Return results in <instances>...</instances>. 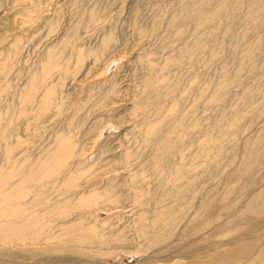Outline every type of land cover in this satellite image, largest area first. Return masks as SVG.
<instances>
[{"label":"rangeland","instance_id":"obj_1","mask_svg":"<svg viewBox=\"0 0 264 264\" xmlns=\"http://www.w3.org/2000/svg\"><path fill=\"white\" fill-rule=\"evenodd\" d=\"M249 1L251 0H242V4L231 14H229L225 18H218L211 25H209L211 29L208 26H204L202 28H198V31L195 30L194 24L196 21L195 19H197L196 15L198 13H196L193 17L191 16L190 18L185 19L184 22L180 24L181 28L179 27V30L183 34H181L182 38H180V40L173 37V32L169 26L172 16L175 12L178 11V6L181 2L180 0H34V2L36 3L35 5L39 8L37 9L40 16L38 18V21L30 24L29 27L28 24H25V26L27 25V28L20 21V9L23 8V6H26V4H28L29 2H27V0H0V57L3 58L16 41H19L18 44L20 46H18L19 48H21L19 49L20 52H17V56L15 55V58L13 57V59L11 60L12 66L8 70V73H11L9 75L7 74L6 79L9 80L5 82V79H3L2 81L7 87L10 85V88H8L9 90L7 89V92L3 93L2 97H0V113L2 112V119H4V117L6 118L4 119V122L2 120V124L4 126L3 131L0 134V139L3 136L0 140V165H4V167L6 166L3 154L5 150L4 148L8 147V143L10 146H13V156L15 160L21 159L23 155L24 157L28 156V158L32 160L35 154H37L35 152H38V147L43 146L44 139L50 136L48 138L50 140L52 136V134L50 133L52 131L50 130H53L55 126L58 128L59 125L60 127L58 129L67 128L69 118L70 116H73L74 113L76 117L74 118V121L76 123L80 122V132H86L89 127H92V129L94 128L93 131H96L97 133H101V131L103 130V134L101 135L99 140L100 142H97L96 145H93L91 142V148H87V155L89 157H92H90V159L86 162L90 163V161H93L92 166L94 169H92V173L90 172V176L92 177V175L96 173L97 176L99 175L98 177H108V180H110L111 178L116 179L117 177V181L115 179H113V181L116 182L115 184L120 185L118 190L122 191L125 197L123 202L125 209L122 210L125 213H116L112 215V217H109L106 212L100 213L98 218L100 217V221L105 220V226L108 228L104 226V228H98L96 229V231L101 230L103 233L107 231V234L104 233L106 237H108V234L110 236H113L112 232L116 233L115 231H119L120 235L121 233L122 235H124V232L127 231L125 234V238H128V241L125 240V243L124 241L119 242L117 240H111L110 242V240L107 239L109 242L103 244V246L101 245L100 248H98V246L94 249H90V244H87L86 247L89 246V249L91 251L88 248L79 249L78 247L76 248V246L74 247V250L72 248L73 251L71 249H67L66 251L62 250V248L60 246H57L56 243H45L35 248L31 244L28 246H22L23 244H20L21 242H14L12 244L6 245L0 243V264H264V32L257 28V31H260L256 32V30H254L252 32H249L244 37L239 38L240 40L238 38H235V35H237V33H241L243 30L244 16L247 11V6L250 3ZM93 9H96L99 12L98 15L100 16V18L98 16L97 21H99H96L95 23L93 22L89 27L88 15L89 12ZM17 12L19 15L17 14ZM48 20L54 22V30H51L49 26H46L47 24H45V22H47ZM77 23L79 27L76 25ZM74 27L80 28L78 32H80L79 35L81 36V40L75 42L78 43V47H81V50H83L84 52H87L88 50L91 51L92 49L96 48L98 44H100V40L102 41L105 35L111 34L112 38H114V44L112 48V54L107 58L110 59L111 57L120 56L123 58H117L120 60L116 63H113L111 67L106 69V75L103 74L104 76L102 75V73L105 72L104 68L106 66L102 68V72L100 71L102 70L100 69L102 66L99 68L97 66L96 68L90 70V68L94 66L92 65L93 59H87L84 63V67H82L84 71L81 70L77 75V78L79 79V75L81 76L83 73L85 74L87 73V71L89 72V70V75L92 76L94 74L97 75V77H95L96 79L94 78L95 80H92L93 77L91 76L90 79L88 78L89 76L85 79L81 77L84 82L79 79L80 84L78 83V81H72L74 83L73 84L70 81L71 79L64 80L63 83L64 77L55 75L54 83H52L55 85V82H57L55 86L53 85L56 91L55 97H62V99H58L57 102L59 103L60 100V102H63V104H65V107L67 106L66 109L64 108V106H61L62 110H60V113L61 111H63L62 114L64 113L63 115H65H62L64 121L60 117V114V116H56L53 115V113H50L51 115L49 116L53 118L48 122H46V118H39L37 116L38 118L35 119H37L36 121H38L39 119L38 123L40 122L37 126L38 136H34L35 138L31 137L30 135L27 136L26 132H32V130L36 126L34 123L37 122H35V120L26 122V119L24 118L25 116H23V118H21L22 116H19L21 115L19 113L18 103L19 90L24 85L25 80L30 72H35L39 61L43 57L42 55L45 49L48 46L57 44V42L61 38H70L71 41V35L73 34V29H75ZM205 29L209 30L210 33L208 41L206 40L205 42H208L206 44L207 48H203L201 52L198 51L196 52L197 54H193L192 59L189 58L188 60L187 58V62L184 60L185 62L182 63L181 69L178 68L180 70L172 68L170 70L171 72L169 73V70L164 71L169 76H166L170 81L168 82L172 83H168V85L163 88V90H166L169 87L166 91H162L163 96H165L166 94L167 95L165 96V98L163 96H161L162 98H157L158 102L152 104L154 106L150 105V108H155V112L152 108V110L150 108L148 110L147 108L146 110L150 112L148 113L144 111L142 112V114H152L150 116H146L150 117L151 121H153L154 118V122H159V118L166 114L165 109L171 103V101L169 100H175V98L179 99L180 97L181 100L179 99V112L187 113L186 111H190L191 109H193V112L196 111V113H194L195 115L193 114V117L197 116V119L200 117L199 122H201L200 120L203 118L202 123H200L201 125H199V127L197 128L201 130L202 126L206 127L207 125H212L215 122L221 120L223 111L231 108L236 103V100L240 97V95H243L247 90L254 89V93L250 94L247 97L248 101L245 104L246 107L244 104L242 105L243 113H241L242 116L239 122L240 129L238 132V136H236L233 140L232 138H228L229 140H227L224 144V154H221L219 156L217 154L215 156L214 154V160H216V163L214 162V160L209 166L202 163L198 166L199 168L197 167V169L195 170V173L200 172V175L198 174L197 178H195L192 182L193 190L186 192V194L183 196V202L187 207H185V210L182 214H179L178 212L169 216V218H171L172 216V218L176 217L177 222H174L175 224H173V227L167 225L164 228L165 231L158 230L155 227H149L147 229L151 233L147 230L146 235L141 238L139 237L141 236V233H139L138 230L136 231V225L134 227L133 223H131V218L128 219L127 217V215L129 216V210L130 212H139V210H136L139 207V204L136 203L137 201H134V199L132 198L134 194L132 196L130 195L134 190V187L132 185L136 184L134 180L138 178V180L136 179L137 184L135 186H142L141 188L143 190L145 189L144 191L142 190V192L148 193H146L147 196L144 194L142 199L143 202H148L146 204V207L150 209V213L148 214L149 216L152 215L151 217H154V210H157L161 206H171L172 208H174V204H172L171 198H167L168 196H163L161 193V176L164 177L163 175L166 173V171H164L165 173L161 176L155 173V168H153V163L150 159V146H148L146 143L144 144L142 140V132L138 133L139 131H141V125H139L141 124V122H137L138 117L140 118L138 121H140L145 115L141 116L140 114V116L142 117L141 118L138 113V115L133 114L134 117H137L136 119L130 113V103L132 102H130L129 98H136L137 93H135V91H137L140 87V82H142V79L145 78L144 75H146V72L148 71V69H146V67L136 61V59L140 54L143 58L153 57L152 59H154L155 62H158L154 63L155 66H158L159 63L162 62V60L168 57V55L170 56L171 54H174L178 50L177 48H179L180 46L183 47L184 44L192 42L193 39L198 36V34L200 35L202 32L204 33L206 31ZM257 39L259 40L258 45L260 47L256 53L257 62L254 70L249 71V64H247V67L245 65V69L242 70L240 74V84H235L236 86L233 84L232 86H230L226 93L225 99L221 104H215L211 107V109L209 108V110H207L204 103V98L198 97L196 91L187 93L185 92L186 86L193 80H195L196 88L198 87V85V88L207 86L209 87V91H211L214 86L219 83V74L221 72V69L225 65H227L231 72L235 71L239 65L243 48H245L247 43L253 42ZM75 42L73 43L75 44ZM219 43H221L220 45H222V49L220 53L212 59L209 55V50L211 47H213L214 45L216 46ZM74 44L73 46H70V49L69 47L67 49L72 51L71 49H73ZM67 49L66 51L68 53L65 51L64 54L65 56H67V59L64 56V59H66V61L69 57H71L70 51ZM69 59L70 61H67L66 64L72 66L74 62L73 58ZM88 63L89 66L91 64L92 67H89ZM95 72L98 73L96 74ZM98 77H102L103 79L101 80V78ZM209 78L211 79L209 80ZM103 81H105L106 84H104ZM58 82L62 84L63 88L59 86L61 84H59ZM113 82L114 86L117 84L115 86V90L118 92L120 90V92L118 93L119 96L115 100L117 102L115 107H117L114 109L112 108L114 106L111 105L112 107L109 106L106 109L103 108L101 110L103 113H101V111H98L99 109L96 110L97 107H91L94 99L101 96V94H104ZM175 82H177V84H175ZM7 83L9 85H7ZM70 83L72 85H70ZM89 86H92V90H94V98H90L91 95H87ZM173 86H178V88L174 90L171 88ZM135 88L137 89L135 90ZM60 89H63V92ZM59 90L61 92H59ZM79 92H81L80 95ZM170 93H172V95L174 94L173 96H175L176 94L177 97L172 96L173 98L171 99ZM179 94H184V97L182 95L180 96ZM160 99H162V101ZM81 102L87 105L84 106L85 108H82L83 110L80 108V111L78 107L80 106V104H82ZM156 104H158L159 108ZM164 104L166 108L164 107ZM247 104L249 106H247ZM7 106L9 107V109ZM73 107H75V109ZM162 107L164 110L162 109L160 111ZM68 108H70L72 112L70 111V109L67 110ZM1 109H5V113L6 111H8L9 114H5ZM109 109L112 111L110 112ZM64 111H66V113ZM33 113L31 114L33 115ZM75 113H78L79 115L77 114V116ZM32 115L29 114L28 117H32ZM129 115L132 116L131 118H133L132 123L129 120ZM153 115L156 116L153 117ZM33 116H35V114ZM54 116L56 117L54 118ZM66 116L69 118H67ZM127 116L129 117V119ZM58 117L60 120L58 119ZM167 118H163L164 122H161V125L164 123V125H162L163 130H165V127L169 128V126H172V123L174 124L175 122V118ZM76 119H78L79 121H77ZM102 119L103 122L101 121ZM97 120H100L101 122H98ZM124 120H129V123L125 122L127 124H124ZM173 120L174 122H172ZM117 121H121L123 124L121 128H117L114 130V128L111 127V123L118 125ZM133 121H135L136 124ZM165 121L171 123L165 124ZM5 124L7 125V127L5 126ZM8 124L12 126L13 129L11 127L9 128ZM29 124L32 125L30 126ZM95 125L97 127H95ZM27 126H29V128ZM135 129H137L138 132ZM197 129H195L196 134L191 131V134L186 135V137H189H184L186 139V142L187 139H189V142L190 138L192 140L193 137L199 135L200 131L198 130L199 132H197ZM78 130L76 132H78ZM7 131L11 134H8ZM12 131H15V133L13 132L14 136H12ZM24 132L26 135L24 134ZM80 132L78 133V136L80 135ZM39 133H41V135L44 134L40 136L41 139H39ZM18 137L19 139L24 141L26 139L27 143H23L22 145L17 146L15 139H18ZM84 138L85 140L87 139L85 142H88L87 145L89 146V135L87 134L86 136L81 137L83 141ZM37 139L38 141L34 142ZM48 139H46L44 143H46ZM186 142H184L183 140V146H181V143L180 147H177V150H180L179 152H187V150H183L185 149ZM25 144H27L28 146H25ZM129 149L131 150V154H133L136 159L133 157L134 161L131 162L130 167L128 165L127 168H123V164H120L119 162L121 159L120 157H122L125 151H129ZM132 150H135L136 152L133 153ZM16 151H18V153H16ZM30 152L32 155L30 154ZM106 161H112L110 166H116V171L121 170L122 172H124L122 173L121 171H118L121 174H118V172L115 173L117 175L112 174V168L109 167V165L104 166V164H106ZM116 161L118 165H116ZM96 164H99V166L101 167L99 168V166ZM149 165H152V168ZM2 166L0 167L2 168ZM107 167L110 170H105ZM138 167H141V169H144L145 171L142 174L143 177L139 174L143 179L141 180L138 175V177H136L135 179L128 180L127 176H129L131 172L132 174L133 172H136L135 170L136 168L138 169ZM151 169L154 173H152V175H150L152 172ZM97 170H99L98 173ZM206 170L209 172L207 175H205L207 173ZM107 171L110 172V175H108ZM104 174L108 176H105ZM111 174L114 176H112ZM123 176L127 177V179ZM144 178L146 182L143 181ZM108 180H104V184ZM124 180L128 181L125 182ZM147 180L150 181L148 182ZM122 181L125 182L126 187ZM139 181L140 184L138 183ZM128 182H131L132 184H129ZM138 184L141 186H139ZM158 184H160V186ZM121 185L123 187H121ZM146 185L149 187H145ZM100 186H102V184ZM128 186H130V188ZM152 186L155 187L153 188ZM131 187H133V189ZM147 188H150L149 192L147 191ZM140 190L141 189H139V191ZM157 190L159 194L156 193ZM129 191H131L132 193H129ZM154 191L155 193H152ZM156 194L158 197H155ZM159 195H161V197H163L164 199H162ZM150 197L152 199H150ZM166 200H169V202H167ZM160 201L164 202L165 204L162 203V205ZM149 203H151L155 207H153L151 204L150 206ZM125 220H127V222L130 221V223H126ZM123 221L126 223V225L129 224V228L127 227L125 231H121L119 228L124 223ZM113 223L120 225H113ZM168 227L169 229H167ZM153 229L154 233L152 232ZM161 231H164V234H161ZM129 232H131L132 235ZM153 236L158 237H156V239L154 240ZM152 240L154 243L152 242Z\"/></svg>","mask_w":264,"mask_h":264},{"label":"bare ground","instance_id":"obj_2","mask_svg":"<svg viewBox=\"0 0 264 264\" xmlns=\"http://www.w3.org/2000/svg\"><path fill=\"white\" fill-rule=\"evenodd\" d=\"M23 1H25V0H23ZM180 1L181 2L178 6V11L174 13V15L172 16V18L170 20V24H169L170 29L173 32V37L176 39L182 38L181 37L182 33L179 30L181 28L180 24L182 22H184L185 19H188L191 16L192 17L195 16L196 13H198V14L196 15L197 19H195L196 21H195L194 25H195V30L198 31V28H202L204 26H208L210 28L209 25H211L215 20H217L218 18H220V19L225 18L226 16L231 14L235 9H237L242 4V0H180ZM27 2H29V3L20 9V21L24 26H25V24H28V27H29L30 24L34 23L35 21H38V18L40 15H39V11H38L39 8H38V6L35 5L36 3L34 2V0H29V1L27 0ZM249 2L250 3L247 6V11H246L245 16H244L243 30L241 33H237V35H235L236 39L244 37L246 34H248L249 32H252L254 30H256V32H258L260 30L262 32H264V0H251ZM37 5H39V4H37ZM17 14H18V12H17ZM98 14H99V12L96 9H93L89 12V15H88V26L89 27L92 25L93 22L95 23L97 21V18L99 16ZM243 15H244V13H243ZM99 18H100V16H99ZM242 21H243V19H242ZM45 24H47L46 26H49V28L51 30H54V28H53L54 22L53 21L48 20L47 22H45ZM76 25L78 26V23ZM78 27L77 28L74 27L75 29H73V32H72L73 34L71 35V39H72L71 41H70V38L69 39L61 38L57 42V44L48 46L45 49V51L43 52V55H42L43 57L39 61L35 72H32V71L30 72V74L28 75V77L25 80L24 85L19 90V96H18L19 102L18 103H19V113L21 115H19V113H18V115L20 117L22 116L21 118H23V116H25L24 118L26 119V122H29L30 120H35V122H37V123H34L36 126L33 130L31 129L32 132L28 133V131L27 132L25 131L27 136L30 135L31 137L35 138L34 136L37 135V132H38L37 126L39 125L40 122L38 123L39 119H38V121H36L37 119H35V118H38V117L39 118H46V122H48L53 118V117L49 116V115H51L50 113H53V115H56V116L61 115L60 116L61 118H62V115L64 114V113L62 114L63 111H61V113H60V110H62L61 106H64L65 104H63V102H60V100H59V103L57 102V100L60 98L62 99V97H60V98L55 97L56 91H55L54 86L57 84V82H55V85L52 84V83H54L55 75L63 76L64 77L63 83H64V80H68V79L70 80L71 79L70 80L71 82L72 81L73 82L78 81V83L80 84L79 81L80 80L83 81V79H81V77H83L85 79L89 76L88 78L90 79L91 75H89V72L93 68H96L97 66L99 68L102 66L100 68V69H102L106 66L104 68L105 72L102 73V75L103 74L106 75V69L111 67V65H113V63H116L120 59L123 58L121 56L120 57H111L110 59L107 58V57H109V55L112 54V48H113V44H114V40H113L114 38H112L111 34L105 35L103 37L102 41L100 40V44H98V46L96 48L92 49L91 51L88 50L89 51L88 52L86 50L87 52H84L83 50H81L82 48L78 47V45H77L78 43L75 42V41L81 40V36L79 35L80 32H78V30L80 28H78ZM72 28H73V26H72ZM257 28L260 30L257 31ZM259 33H258V35H259ZM209 35H210L209 30H206L204 33L202 32L200 35L198 34V36L195 35L196 37L193 39L192 42H190V43L185 42L186 44H184L183 47L180 46L182 48H180V47L177 48L178 50L176 49L177 51L174 54H171L170 56L168 55V57H166L164 60H162V62H160L158 66H155L154 63H156L157 61L155 62V60L152 59L153 57L152 58H150V57L143 58L141 56V54L139 53L140 55L137 57L136 61H138L140 64H142L144 67H146V69H148V71L146 72L147 74L144 75L145 78L142 79V82H140L141 83L140 87L138 88L137 91H135V93H137L136 98L135 97H130L132 99L129 98L130 102H132V103H130L131 104L130 113L132 115L133 114H136V115L139 114V116H140V114H141V116H144L145 114H142V112H144V111H146L148 113L150 112V111H148L150 108V105L157 103L158 102L157 98L163 96L162 91H166L169 88L168 87L166 90H163V88L166 85H168V83L170 82L166 77V76H168V74L164 71L169 70L168 71V73H169V72H171L170 70L172 68H174V69L180 68L181 69L182 63H184L187 58H188V60H189V58L192 59L193 54H195L198 51L201 52V50L203 48H207L206 44L208 42L207 43H205V42H206V40L208 41ZM67 37H68V35H67ZM214 41H215V39H214ZM223 41H221V42H223ZM73 42H75V44ZM233 42H235V41H233ZM258 42H259V40L257 39V40H254L253 42H249L246 44L245 48H243V50H242V53L240 56V62H239V65L235 71L231 72L227 65H225L221 69V72L219 74V83L216 86H214L213 89L211 88L212 89L211 91H209V87H207V86H205V87L202 86L203 88H201V87L198 88L199 87V85H198V87H197L198 89H197L196 84H195V80L192 79L193 81L191 80L192 82H189V84L186 86L185 92L187 93V92L196 91L198 94L197 95L198 97L204 98V101H205L204 103L206 105L207 110H209V108L211 109V107L215 104H221L223 102V100L225 99L226 93H227L228 89L230 88V86H232L233 84L234 85L240 84V79H241L240 74H241L242 70L245 69L244 68L245 65L247 67V64H249V67H248L249 71L254 70V68L256 66V62H257L256 61L257 60L256 53L260 47L258 45ZM15 43L13 46L11 45L12 47L10 48L8 53L3 58L0 57V97H2L3 93L7 92V89L10 88L9 87L10 85L8 83H7V85H9V86L7 87L5 85V83H3L2 81H3V79H5V82L9 80V79L8 80H6V79H7V74L9 75L11 73V72L8 73L9 68L12 66L11 60L13 59V57L15 58V55L17 54V52H20L19 49H21V48H19V46H20L18 44L19 41H16ZM73 44H74V47H73V49H71L72 51H70L69 50L70 46H73ZM220 44L221 43L217 44L216 46L214 45L213 47L210 48V50H209L210 54L209 55L211 56L212 59H213V57H215L216 55H218L220 53V51L222 49V45H220ZM68 47H69V49H67ZM66 49L70 51L71 57H69V58H71V59L73 58L74 62L72 64V66L71 65L69 66L68 64H66L67 61L68 62L70 61L69 58L66 61L67 56L64 55ZM64 56L66 57V59H64L65 58ZM106 58H107V61H106ZM117 58H120V59H117ZM87 59H90V60L93 59L92 65H94V66L92 67V65L90 64V66L92 68H90L89 72L87 71V73H85V74L82 72L83 74L81 76L79 75V79H80L79 80L77 78V75L79 74V72L81 70H83L82 67H84V65H85L84 63ZM88 66H89V63H88ZM85 69H87V68H85ZM180 69H178V70H180ZM142 70H144V69H142ZM100 71L102 72L103 69ZM93 75L91 76V77H93L92 80H95L96 79L95 77H97V75H94V76ZM98 78H101V80L103 79L102 77H98ZM57 79H59V78H57ZM210 79L211 78H209V80ZM60 81H61V79H60ZM86 81H88V80H86ZM105 81H107V80H105ZM105 81H103L104 84H106ZM110 81H112V80H110ZM67 82H69V81H67ZM59 84H61V83H59ZM169 84H172V83H169ZM175 84H177V82H175ZM70 85H72V84L70 83ZM75 85H76V83H75ZM59 86L61 88H63L62 84ZM115 86H114V82L111 83V86L105 91L104 94H101V96L94 99V101L91 104V107H94V108L97 107L96 110L99 109L98 111H101L103 108L106 109L107 107L112 105L114 107H112V106L111 107L115 109L117 107V106L115 107V105L117 103L115 100L119 96L118 93L120 92L119 89H118L119 92L115 90ZM99 87H101V86H99ZM173 87H175V86H173ZM173 87H171V88L174 90L176 88H178V86L175 88H173ZM96 88H98V87H96ZM57 89H59V88H57ZM88 89L89 90L87 92V95L88 96L91 95L90 98H94L95 95L93 94L94 90H92V86H89ZM136 89L137 88H135V90ZM60 90H59V92H61V91L63 92V89L61 91ZM82 91H83V89H82ZM59 92H58V94H59ZM182 92H184V91H182ZM80 93L81 92H79V95H80ZM252 93H254V89L247 90L243 95L239 94L240 97L238 99L235 98V99H237L236 103L231 108L223 111L221 120H219L218 122H215L212 125L211 124L207 125L206 127L202 126V129L200 128L201 130H199L197 128L199 127V125H201L200 123H202L203 118L201 117L202 118L200 120L201 122H199L200 117L198 119L196 118L197 116L193 117V114L196 113L195 110H194L195 112H193V109H191L190 111L189 110L186 111L187 113L179 112V110H180L179 109L180 97H179V99L175 98V100H169V101H171V103L167 108L165 107V104H164V107L166 108L165 109L166 114L165 115L163 114L164 116H161V118H159V122H157V121L154 122V120H155L154 118H153V121H151L150 117H147V116H150L152 114L147 115L148 113L146 114L147 116L145 115L146 117L144 116L143 119H141L143 121H141V120L138 121L140 119L138 117L137 122L138 123L141 122V124H139V125H141V127H140L141 131L138 132V130H137L138 128L135 130H137L138 133L142 132V134H143L142 140H143L144 144L146 143L148 146H150V149H151L150 159L152 160L153 168H155V173L158 174L159 176H161L162 174L165 173L164 171H166V173L163 175L164 177L161 176V182H160L161 193L163 196H166V197L168 196L167 198H171V202H172V204H174L173 205L174 208H172L171 206H169V207L161 206L157 210L156 209L154 210V212H153L154 217H151L152 215L149 216L148 214L150 213V209L146 207L147 206L146 204L148 202L145 203V202H143V199H142L143 195L144 194L146 195L147 192L146 193L142 192V190H143L141 188L142 186L139 185L140 181L138 182L139 183L138 185L141 187L135 186L137 184L136 179L138 180V178H136V177H138L139 174L142 175L145 171H144V169H141V167H142L141 166L140 168L138 167V169L136 168V170H135L136 172H133V174H132V172H131V174L129 173L130 175L127 176L128 180L129 179L133 180L136 178L134 180L136 182V184L132 185L134 187V190L132 191L133 193L131 191H129V193L130 192L132 193V194H130L131 196L134 194L132 198L134 199V201L135 200L137 201L136 203L139 204L138 205L139 207L136 209V210H139V212H132V211L130 212V210H129L128 211L129 216L127 215V217H128V219L131 218L130 220H131V223H133L134 227L136 225V231L138 230L139 233H141L140 234L141 236H139V237H141V238L144 237L147 233V230H148L147 228H149V227H151V228L155 227L158 230H164V228L167 225H170L173 227V224H175L174 222L177 219L175 216H174L175 218H172L173 216L171 218H169V216H171L172 214H176L178 212H179V214L180 213L182 214L185 210V207H187V206H185V203L183 202V199H184L183 196L186 194V192L193 190L192 189V182L195 178H197L198 174L200 175V172L195 173V170L202 163L204 165L206 164L207 166H209L211 164V162L214 160V157L216 156V154L218 156L221 154H224L223 152H225L224 151L225 142L231 138L233 140L236 136H238V132L240 129V125H239L240 123L239 122H240V118L242 116L241 113H243L242 112V105L243 104L245 105L247 103V101H248L247 97ZM60 95H61V93H60ZM170 95H171V99L176 96V94H175V96H173L174 94L172 95V93H170ZM56 96H57V94H56ZM81 96H82V94H81ZM165 96H163V97L165 98ZM167 97H170V96H167ZM12 98H13V96H12ZM83 99H84V97H83ZM160 100L162 101V99H160ZM195 100H196V98H195ZM117 101H118V99H117ZM168 104H166V105H168ZM86 105H85V103L80 104V106L78 107L79 110H80V108L82 109ZM156 105L158 107V104H156ZM152 106H154V105H152ZM247 106H249V105L247 104ZM245 107H246V105H245ZM64 108L66 109L67 106L66 107L64 106ZM70 108H68L67 110H69ZM73 108L75 109V107H73ZM147 108H148V110H146ZM8 109H9V107H8ZM154 109H153V111H154ZM162 109H163V107L160 109V111ZM247 109H248V107H247ZM1 110H3V109H1ZM70 111H71V109H70ZM111 111L112 110H110V112ZM64 112L66 113V111H64ZM206 112H208V111H206ZM1 113H0V134L3 131V126H4L2 124V120L4 122L5 121L4 119H6L5 117H4V119H2ZM4 113H5V111H4ZM7 113H8V111H6L5 114H7ZM31 113H33V115L35 114V116H33ZM67 113H68V111H67ZM101 113H103V112L101 111ZM156 113H157V111H156ZM160 113H163V112H160ZM29 114L32 115V117H30V116L28 117ZM75 114L77 115L78 113H75ZM108 114H109V112H108ZM218 114H219V112H218ZM56 116H54V118ZM63 116H65V115H63ZM67 116H69V115H67ZM155 116L153 115V117H155ZM127 117H126V120H127ZM131 117L132 116H130V119L128 117V119L132 123L133 118H131ZM133 117H134V115H133ZM169 117H171V119L175 118V122H174V120L172 121V122H174V124L172 123V126L167 125V126H169V128L168 127L166 128L164 126L165 130H163L162 125H164V123L161 125V122H164L163 118L169 119ZM67 118H69V117H67ZM74 118H76V117L73 113V116H70L68 123L66 122L67 128H65V129H58L60 127V125H59L58 128L55 126L56 129L54 128L53 130H50V131H52V132H50L52 134L50 140L48 139L50 136L48 138H46V139H48L46 143H44V141L46 139H44V141L42 140L43 146L38 147L39 148L38 152H35L37 154L34 153L35 156L32 160L29 159L28 156L24 157L23 154H22L23 156L21 159L18 158L19 160H15L14 156H13V152H14L13 146H10L8 143V147L4 148L5 150H4L3 155H4V160H5L6 166L4 167V165L3 166L0 165V166H2V168L0 167V243L6 245V244H12L14 242H16V243L21 242L20 244H23L22 246H26V245L28 246L31 244L34 248L39 247L45 243H50V244L56 243L57 246H60L62 248V250L67 251V249L72 250V248L74 250L75 246H76V248L78 247L79 249L80 248H82V249L88 248L89 249V246L86 247L87 244H90V247H91L90 249H92V248L94 249L98 246H99L98 248H100L101 245L103 246V244L109 242L108 240H110V242H111V240H117L119 242L124 241V243H125V240L128 239V238L127 239L125 238V236H126L125 234L127 231L124 232L125 234L123 233L124 235H122V233L120 235L119 234L120 232L115 231L116 230L115 229L114 231L116 233L112 232L113 236H110L108 234V237H106L104 234L107 231L104 233L101 230L100 231L97 230L98 232L96 231V229H98V228H104V226L106 224L105 220L100 221V219H99L100 217L98 218L100 213L106 212L109 217H112V215H114L116 213H120V212L125 213L122 211L125 209L124 208L125 206L123 203L125 197H124L123 192L118 190L120 185L115 184L116 182L113 181V179H115V178L110 177L111 179L109 178L110 180H108L107 179L108 177L107 178L106 177L104 178L102 176L98 177L99 175L98 176L96 175V173H95L96 171L94 172L95 174L93 173L94 175H92V177L90 176L92 173L91 171L93 169V166H92L93 161L92 162L90 161V163L86 162L90 159V157H92V156L89 157L87 155V148L88 147L91 148L90 147L91 142L93 145H96L97 142H100L99 140H100L101 135L103 134L102 133L103 130L101 131V133H99V132L97 133L96 131H93L94 128L92 129V127H89L86 132H80V127H81V126H79L80 122L76 123L74 121L75 120ZM99 118H96V119H99ZM134 118L137 119L136 116ZM58 119H59V117H58ZM62 120H63V118H62ZM76 120L79 121L78 119H76ZM94 120H95V118H94ZM129 120L128 121L124 120V124H127L125 122L129 123ZM40 121H41V119H40ZM101 121L103 122V119ZM121 121H117L118 125L111 123V127L114 128V130L117 128H121L122 124H123ZM168 121L167 122L165 121L166 122L165 124L169 123ZM7 122H8V120H7ZM98 122H96V123H98ZM133 122L135 123V121H133ZM9 124H8L9 128L11 127L13 129V127L10 126ZM32 124H29V125L31 126ZM57 125H58V122H57ZM129 125H131V124H129ZM5 126L7 127L6 124H5ZM27 127L29 128V126H27ZM95 127H97V126L95 125ZM42 128H44V127H42ZM135 128H136V126H135ZM91 129H92V131H91ZM195 129H197V132L200 131L199 135H197L196 137H193L192 140L190 138L189 142H188L189 139H187V142H188L187 143L186 139L184 137H186L187 134H191L190 133L191 131H193L195 133ZM77 130H78V132H76ZM13 132L15 133V131H12V134H13ZM25 132H24V134H25ZM79 132H80V135L78 136ZM9 133L10 132H8V134ZM39 134H40L39 139H41L40 136H42L44 134H42V135H41V133H39ZM87 134L89 135V143H90L89 146L87 145L88 142H85L87 139L85 140V138H84V141L81 139V137H84ZM12 136H14V134ZM2 137H1V139H2ZM187 137H189V136H187ZM15 140H12V141H15L17 146L22 145L23 143H27L26 139L24 141V140L19 139V137H18V139H15ZM183 140H184V142H186L185 143V145H186L185 149H183V150H187V152L186 151L179 152L180 150L179 151L177 150V147H180V144L182 143ZM36 141H38V139L35 140L34 142H36ZM139 141H141V140H139ZM26 145L27 144H25V146ZM181 146H183V143ZM18 148H21V147H18ZM138 149H141V148H138ZM20 150H23V149H20ZM20 150H19V152H20ZM28 150H29V148H28ZM129 151L127 150V151H125V153L122 152L123 155H122V157H120L121 159L119 162H120V164H123V168H127L128 165L130 167L131 162L134 161L133 157L135 158V156L133 154H131L130 149H129ZM135 152L136 151L134 150L133 153H135ZM16 153H18V151H16ZM24 154H25V152H24ZM30 154H31V152H30ZM92 154H93V152H92ZM92 154H90V155H92ZM120 154H117V155H120ZM214 154H215V156H214ZM136 156H140V155H136ZM114 157H116V156H114ZM172 158H173V160H172ZM2 162H4V161H2ZM103 162H104V160H103ZM214 162L216 163V160H214ZM105 163L106 164H104V166L109 165V167L112 168V170H111V173L113 172L112 174L117 175L115 173L118 171H121V170L116 171V166L115 167L110 166L112 161H106ZM142 163H144V162H142ZM167 163H170V164H167ZM96 165L99 166V164H96ZM116 165H118L117 161H116ZM135 165H137V164H135ZM149 166H151V168H152V165H149ZM100 167L101 166H99V168ZM143 168H144V166H143ZM145 168H146V166H145ZM107 169H109V168L107 167L105 170H107ZM148 169H149V167H148ZM125 171H126V169H125ZM148 171H150V170H148ZM98 172H99V170H97V173ZM152 173H153V170H152L150 175H152ZM208 173L209 172L207 171V173L205 175H207ZM118 174H121V173L118 172ZM100 175H101V173H100ZM104 175L108 176V175H110V172H108V175H106V174H104ZM114 175H112V176H114ZM140 175H139V178H141ZM127 177H124V178L127 179ZM142 177H143V175H142ZM145 178L143 180L144 182H146ZM116 179H117V177H116ZM142 179L143 178H141V180ZM104 180H108V181H106V183L104 184ZM124 181H122V182L125 184V182H127V181H125V182ZM122 182H121V184H122ZM101 184H102V186H100ZM124 184H123V186H124ZM142 184H143V182H142ZM160 184H158V185L160 186ZM194 184H195V182H194ZM123 186L121 185V187H123ZM125 187H126V184H125ZM128 187L130 188V186H128ZM133 187H131V188L133 189ZM145 187H149V186L146 185ZM139 189H141V190L139 191ZM149 189L147 188L148 192H149ZM157 189H160V188H157ZM152 193H155V191ZM156 193H158V190ZM159 196L161 197V195H159ZM155 197H158L157 194ZM161 198L164 199L163 197H161ZM150 199H152V198L150 197ZM169 200L168 201L166 200V201L169 202ZM156 201H158V200H156ZM160 202H158V203H160ZM162 203L165 204L164 202H161V204ZM133 204H134V202H133ZM150 204L151 203H149V205ZM149 205H148V207H149ZM132 207H134V206H132ZM153 207H155V206H153ZM153 207H150V208H153ZM97 219H99V220H97ZM125 221H126V223H128V222L130 223V221H128V222H127V220H125ZM121 222H122V220H121ZM126 223L124 222L119 227L121 231L122 230L125 231L127 227L129 228V224L126 225ZM114 224H116V223H113V225ZM110 225H112V224H110ZM116 225H115V227H116ZM119 225L120 224H118L117 226H119ZM130 225H132V224H130ZM97 226H99V227H97ZM107 226H109V225H107ZM115 227H113V228H115ZM169 227L167 229H169ZM106 228H108V227H106ZM153 231H154V229L152 230V232ZM163 232L161 231V234ZM129 233H131V232H129ZM131 235H132V233H131ZM156 237H158V236H155L154 240L156 239ZM160 238H162V237H160ZM152 242H153V240H152ZM52 245H51V247H52ZM122 245H123V243H122ZM122 245H121V247H122ZM104 246H106V245H104Z\"/></svg>","mask_w":264,"mask_h":264}]
</instances>
